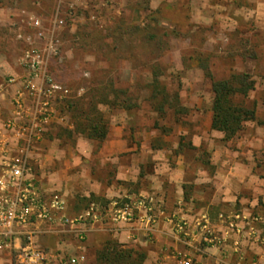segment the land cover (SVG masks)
<instances>
[{
  "label": "rangeland",
  "instance_id": "1",
  "mask_svg": "<svg viewBox=\"0 0 264 264\" xmlns=\"http://www.w3.org/2000/svg\"><path fill=\"white\" fill-rule=\"evenodd\" d=\"M32 50L69 88L55 108L70 122L123 118L133 139L172 147L194 126L186 116L211 113L204 68L215 80L250 74L254 89L235 101L264 115V0H0V84L27 72Z\"/></svg>",
  "mask_w": 264,
  "mask_h": 264
},
{
  "label": "crops",
  "instance_id": "2",
  "mask_svg": "<svg viewBox=\"0 0 264 264\" xmlns=\"http://www.w3.org/2000/svg\"><path fill=\"white\" fill-rule=\"evenodd\" d=\"M17 88V83L9 84L0 91V129L13 116ZM121 119L116 125L104 119L107 133L97 141L75 133L73 123L55 108L31 153L32 172L42 190L64 195L65 216L94 203L99 217L74 227L61 222L44 226L35 246L83 255L77 264H96L95 253L107 239L144 253L143 264H174L175 254L188 255L197 264H264V115L258 117L256 110L254 121L225 139L211 128V113L190 114L184 119L193 128L180 129L172 147L167 140L154 143L146 133L133 139ZM138 196L152 200L151 223L143 210L142 219L134 222L113 221L105 214L112 202ZM202 214L222 239L220 245L199 243L193 233L189 245L176 237L173 221L184 218L191 226ZM79 232L83 240L77 239ZM0 264H12L9 252H0Z\"/></svg>",
  "mask_w": 264,
  "mask_h": 264
},
{
  "label": "built area",
  "instance_id": "3",
  "mask_svg": "<svg viewBox=\"0 0 264 264\" xmlns=\"http://www.w3.org/2000/svg\"><path fill=\"white\" fill-rule=\"evenodd\" d=\"M62 20L56 21L60 26ZM29 24L39 27L37 19ZM51 48H49V51ZM26 75L8 78L0 84V91L9 84H18L13 97V116L2 122L0 129V252H9L12 264H77L83 255H66L37 248L34 236L42 226L57 222L74 227L88 224L99 217L96 205L91 203L83 212L67 217L64 215L66 199L60 192H45L41 189L30 166L31 153L41 140L55 115V104L70 94L67 86L47 73L44 58L32 50L25 56ZM151 223L154 205L150 198L138 196L122 204L112 202L105 209L113 221L134 222L142 219L140 211ZM220 220L226 221L223 214ZM230 227H234L232 222ZM178 240L189 245L191 233L198 236L199 243L220 245L222 239L211 232L205 214L195 217L191 226L184 218L172 222ZM250 237L255 233L250 232ZM78 240L84 239L79 232ZM174 264H197L188 255H176Z\"/></svg>",
  "mask_w": 264,
  "mask_h": 264
},
{
  "label": "trees",
  "instance_id": "4",
  "mask_svg": "<svg viewBox=\"0 0 264 264\" xmlns=\"http://www.w3.org/2000/svg\"><path fill=\"white\" fill-rule=\"evenodd\" d=\"M204 74L211 80V128L223 133L229 139L240 132L246 122L256 118L255 108L245 107L235 101L238 96L247 97L254 89L255 81L248 73H233L225 79H213L204 68ZM72 106V104H70ZM93 108H96L93 104ZM161 109V106L159 107ZM74 132L102 141L107 133V125L101 115L89 116L80 113L72 121ZM181 146V145H180ZM96 264H143L144 253L125 248L114 239H107L95 253Z\"/></svg>",
  "mask_w": 264,
  "mask_h": 264
}]
</instances>
